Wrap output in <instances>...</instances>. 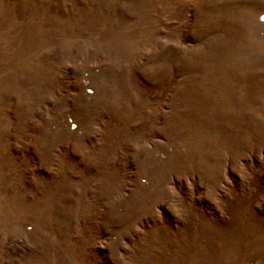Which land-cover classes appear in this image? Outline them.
Wrapping results in <instances>:
<instances>
[{
	"label": "rangeland",
	"instance_id": "obj_1",
	"mask_svg": "<svg viewBox=\"0 0 264 264\" xmlns=\"http://www.w3.org/2000/svg\"><path fill=\"white\" fill-rule=\"evenodd\" d=\"M264 0H0V264H264Z\"/></svg>",
	"mask_w": 264,
	"mask_h": 264
},
{
	"label": "bare ground",
	"instance_id": "obj_2",
	"mask_svg": "<svg viewBox=\"0 0 264 264\" xmlns=\"http://www.w3.org/2000/svg\"><path fill=\"white\" fill-rule=\"evenodd\" d=\"M261 16H262V19H264V13Z\"/></svg>",
	"mask_w": 264,
	"mask_h": 264
}]
</instances>
